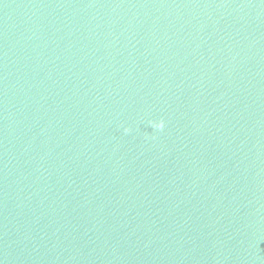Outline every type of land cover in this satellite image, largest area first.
I'll list each match as a JSON object with an SVG mask.
<instances>
[{"label":"water","instance_id":"water-1","mask_svg":"<svg viewBox=\"0 0 264 264\" xmlns=\"http://www.w3.org/2000/svg\"><path fill=\"white\" fill-rule=\"evenodd\" d=\"M0 264H264V0H0Z\"/></svg>","mask_w":264,"mask_h":264}]
</instances>
